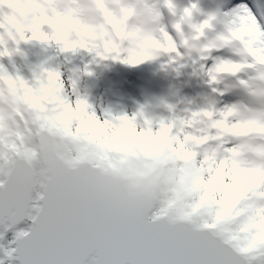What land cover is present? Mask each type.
Wrapping results in <instances>:
<instances>
[{"label":"snow or ice","instance_id":"snow-or-ice-1","mask_svg":"<svg viewBox=\"0 0 264 264\" xmlns=\"http://www.w3.org/2000/svg\"><path fill=\"white\" fill-rule=\"evenodd\" d=\"M8 2L18 7L0 11V241L9 231L13 239L0 243V264H264V3L253 0L255 11L244 4L205 12L199 0H142L158 17L156 52L143 62L162 61L161 68L177 76L188 69L210 89L203 105L164 104L169 115L156 117L146 107L131 116L96 112L78 82L93 75L90 68L103 55L83 40L58 44L47 27L24 31L20 17L38 0ZM95 2L107 21L116 18L110 5L122 0ZM242 17L254 24L249 35L236 38ZM32 42L54 47L64 65L77 54L91 61L67 72L45 61L30 79L9 72L3 60L23 56L21 46ZM125 43L124 32L116 31L112 47ZM117 62L142 63L125 56ZM232 92L243 99L220 106ZM68 110L76 117L70 125ZM89 127L100 132L87 137L97 143L95 163L83 166L86 154H76L55 163L37 187L23 166L39 160L34 145L57 137L77 143ZM162 145L197 169L208 166L199 181L208 190L175 219L159 208L118 211L98 187V173L115 167L114 158L123 163ZM26 220L27 230L14 231Z\"/></svg>","mask_w":264,"mask_h":264},{"label":"clouds","instance_id":"clouds-1","mask_svg":"<svg viewBox=\"0 0 264 264\" xmlns=\"http://www.w3.org/2000/svg\"><path fill=\"white\" fill-rule=\"evenodd\" d=\"M18 5L8 0L0 2V11L9 12ZM115 10V19L106 21L101 6L95 0H82L80 4L72 0H38L26 5L27 17H20L24 31L47 27L58 44L78 45L82 40L103 55L99 64L117 62L120 56L140 59L154 55L156 49L153 37L157 34L158 17L142 0H122V3L110 5ZM236 38L249 35L254 24L247 17L239 21ZM124 32L125 45L115 49L112 40L116 31ZM117 43L119 38L116 37ZM131 49V51H129ZM131 66V65H130ZM15 95L18 97L19 92ZM7 109V97L5 100ZM76 117L74 110H68L64 116L66 125ZM96 128L89 127L84 139L72 143L64 137L46 138L34 145V156L39 160L26 162L23 166L29 171L30 178L37 187H43L50 179L49 173L55 163L66 160L76 154L85 155L83 166L95 163L96 142L87 137H98ZM60 149L57 153L56 150ZM55 154V155H53ZM115 167L100 171L97 176L98 187L108 194L118 211L127 213H147L153 209H163L175 219L179 218L196 200L205 186L199 183L208 166L197 169L191 160L182 158L170 147L160 146L149 155L126 157L123 163L114 158ZM210 166V165H209ZM15 167L5 172L7 178Z\"/></svg>","mask_w":264,"mask_h":264},{"label":"rangeland","instance_id":"rangeland-1","mask_svg":"<svg viewBox=\"0 0 264 264\" xmlns=\"http://www.w3.org/2000/svg\"><path fill=\"white\" fill-rule=\"evenodd\" d=\"M233 4L250 5L251 0H229L226 9ZM230 5V6H229ZM23 56L14 55L10 60L5 58L3 63L9 72L19 71L25 78H31L32 68L45 61H48L50 67L63 66L65 72L68 68L84 69L89 64L91 57L87 54H77L72 58L70 65H64L63 57L58 56L57 50L52 47L51 50H44V45L38 42L22 45ZM106 67L101 68L93 64L90 68L93 75L82 76L78 82L79 92L87 99L89 105L102 115L120 116L127 114L129 116L137 113L142 107H146L149 114L156 117H167L169 114L164 104H174L178 109L186 106L187 101H194V106H201L197 96L207 97L210 89L205 86L202 91H196V85L193 81L191 91L195 94V99H190L185 93H179L176 89L173 93L170 89L168 76H174L175 72L167 71L161 75H155L152 72L148 62L133 67L118 62H106ZM189 74V71H187ZM124 92L125 94H123ZM229 94L220 98V106L230 105L234 102L226 100ZM109 112H106V111ZM24 229L25 225L15 229L18 231ZM13 239V232L5 235V240L0 243L7 244Z\"/></svg>","mask_w":264,"mask_h":264},{"label":"bare ground","instance_id":"bare-ground-1","mask_svg":"<svg viewBox=\"0 0 264 264\" xmlns=\"http://www.w3.org/2000/svg\"><path fill=\"white\" fill-rule=\"evenodd\" d=\"M215 1V8H214V10L217 8V7H219V6H224L225 8H226V5H227V2L229 1V0H214ZM179 4H181L179 1H177ZM262 2V1H261ZM234 2H232V5L229 7V9H232V8H235V7H237L238 5H241V4H239V3H236V4H233ZM251 4L250 5H248L249 7H253V10L255 11V7H254V3H253V0H251V2H250ZM262 3H264V2H262ZM182 5V4H181ZM202 8V7H201ZM205 12H208V10H206V9H204V8H202ZM213 11V10H212ZM51 48L52 47H48V46H46V45H44V50H51ZM187 71H189V74H187ZM185 77H184V79H181V81H180V84L179 85H181L184 81H186V82H195V85H196V91L197 90H200V91H202V89H203V87H205L206 85L200 80V79H198V78H195V77H193V76H191V74H190V70H188V69H186L185 70ZM210 92V91H209ZM196 99H198V101H199V103L201 104V105H203V103H204V97H201V96H197V98ZM195 99V100H196ZM226 100L227 101H229V103L231 102V101H233V97L231 96V93H229V96L226 98ZM225 105V104H224Z\"/></svg>","mask_w":264,"mask_h":264},{"label":"water","instance_id":"water-1","mask_svg":"<svg viewBox=\"0 0 264 264\" xmlns=\"http://www.w3.org/2000/svg\"><path fill=\"white\" fill-rule=\"evenodd\" d=\"M190 88H191V83H188V84L182 89V91L185 92V91L189 90ZM22 225H25V230H27V228L30 227V225H31V221H29V220L23 221V222H21L19 225H17L15 229L21 227ZM15 229H14V230H15ZM0 230H2V229H0ZM11 232H13V231H9V232H7L5 235H9V234H11Z\"/></svg>","mask_w":264,"mask_h":264}]
</instances>
